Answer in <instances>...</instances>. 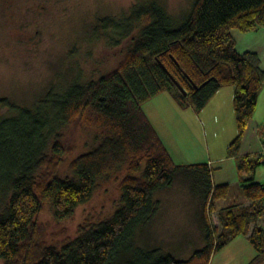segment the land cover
<instances>
[{
	"label": "trees",
	"instance_id": "1",
	"mask_svg": "<svg viewBox=\"0 0 264 264\" xmlns=\"http://www.w3.org/2000/svg\"><path fill=\"white\" fill-rule=\"evenodd\" d=\"M264 26V0H195L180 22L153 0L136 5L120 21L105 18L95 27L97 37L115 44H130L121 63L97 80L74 82L63 92L49 91L33 107L13 105L0 98V107L15 111L0 119V259L4 264H210L240 235L257 250L252 264L264 261V182L256 173L264 165V153L239 154L242 137L252 119L264 70L254 52L240 53L231 30H255ZM165 68H167V71ZM187 91L183 94L172 77ZM196 86H195V84ZM226 85H233V105L238 134L229 157H234L250 205L232 204L218 212V223L209 213L226 199L231 185H214L207 163L179 165L143 109L148 100L176 91L181 107L202 110ZM78 113H87L108 129L92 151L72 162L73 178L56 172L49 180L38 171L50 156L63 154L59 131ZM264 142V122L258 128ZM146 167L142 177H126L122 203L112 218L68 241L62 248L41 246L36 216L52 201L57 219L73 215L90 200L98 182L114 178L124 167L131 172ZM190 170L203 199L205 244L187 259H178L160 248L136 246L139 230L158 212L156 192L171 186L175 175ZM54 172V171H53Z\"/></svg>",
	"mask_w": 264,
	"mask_h": 264
},
{
	"label": "rangeland",
	"instance_id": "2",
	"mask_svg": "<svg viewBox=\"0 0 264 264\" xmlns=\"http://www.w3.org/2000/svg\"><path fill=\"white\" fill-rule=\"evenodd\" d=\"M153 0H0V98L13 105L33 107L49 91L63 92L74 82L97 80L118 67L130 44H115L107 36L97 37L95 27L105 18L120 21L136 5ZM180 22L195 0H155ZM223 91L203 110L181 107L175 93L165 92L143 104L144 111L168 139L176 163L187 166L213 159V181L231 183V194L223 203H239L245 198L236 180V162L228 158L237 129L233 98ZM235 91V90H234ZM235 93V92H234ZM234 96V94H233ZM9 107H0V119L12 115ZM217 116V117H216ZM87 113H78L59 134L64 149L38 171L49 180L51 175L73 178L72 162L95 149L108 129ZM223 159V160H222ZM141 170L124 167L114 178L102 179L87 202L76 207L73 215L59 220L52 201H47L36 218L41 246L62 248L68 241L96 228L113 217L123 206L121 183L126 177H142ZM54 171V172H53ZM41 180V179H40ZM190 170L175 175L171 186L156 192L158 212L136 235L135 245L160 248L178 259H187L205 244L206 219L203 199L194 189ZM209 213L218 223V211ZM264 224V219L260 220ZM257 250L246 235H240L213 254L210 264H252ZM5 261L0 259V264ZM264 264V261L262 262Z\"/></svg>",
	"mask_w": 264,
	"mask_h": 264
},
{
	"label": "crops",
	"instance_id": "3",
	"mask_svg": "<svg viewBox=\"0 0 264 264\" xmlns=\"http://www.w3.org/2000/svg\"><path fill=\"white\" fill-rule=\"evenodd\" d=\"M231 34H232V37L234 38V40L236 42V47H237L238 52H240V53H245V52L256 53L260 58V64H261L262 69L264 70V26H261L255 30H251V31H242L238 28H233L231 30ZM223 87H233V90H230V92H228V94L230 95V97L234 98L233 94L235 92L234 91L235 87L233 85H226ZM223 87H221L217 91V93L212 97V99L208 102V104L206 105L205 108H207L209 103L214 98H216L217 95H219L221 93V91H223ZM160 95H158L154 98H157ZM232 109L234 110V105H232ZM148 117H149V115H148ZM149 119L151 120V122L153 123L155 128L157 129L160 137L164 141L165 145L167 146V148L169 149L171 155L173 156V158L175 160V157H174L172 151L170 150V147L168 146L169 143H168L167 137H165L163 135L162 131H160L158 126L152 121V119L150 117H149ZM236 122H237V120H236ZM263 122H264V85H263V87L260 91V94H259L258 105H257L256 111H255L252 119L249 121L247 128H246V131L242 137V142H241L240 151H239L240 156L241 155L263 154L264 153L263 138L259 135V132H258V128ZM234 134H235L234 135L235 136L234 139H235L237 134H238V127L235 130ZM228 158H230L234 162H236V167H237L236 180H238L242 186L243 180L248 178V175H244V174H241L239 172L238 163L234 157L228 156ZM201 163H207L209 165L210 169H212V179H213V176H214V171H213L214 168L212 167L214 165L213 159H210L208 162H201ZM194 164H199V163H194ZM255 179L258 182H264V165H261L258 168ZM213 183H214V185L226 184V183L231 185V183H229V182H221V183L216 182L215 183L213 181ZM230 194H231V192H230ZM229 197H230V195H229ZM228 198H226V199H228ZM222 200H225V199H221V200L217 201V204H220V202ZM250 203H251V201H249L245 197L239 203H223V204H220V206L218 205V207L221 209V208H224V207L232 205V204H241V205L247 206V205H250Z\"/></svg>",
	"mask_w": 264,
	"mask_h": 264
},
{
	"label": "water",
	"instance_id": "4",
	"mask_svg": "<svg viewBox=\"0 0 264 264\" xmlns=\"http://www.w3.org/2000/svg\"><path fill=\"white\" fill-rule=\"evenodd\" d=\"M166 70H167V68H165ZM168 71V70H167ZM169 72V71H168ZM172 77V76H171ZM172 79H173V81L175 82V84L178 86V88L180 89V91L183 93V94H185V95H187V91L182 87V85L180 84V83H178V81H176L175 79H174V77H172ZM195 84V83H194ZM195 86H196V84H195Z\"/></svg>",
	"mask_w": 264,
	"mask_h": 264
}]
</instances>
